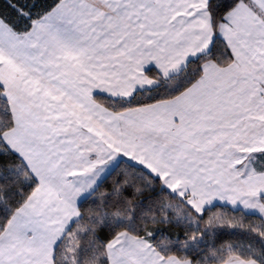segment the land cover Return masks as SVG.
Here are the masks:
<instances>
[{"label": "snow or ice", "instance_id": "obj_1", "mask_svg": "<svg viewBox=\"0 0 264 264\" xmlns=\"http://www.w3.org/2000/svg\"><path fill=\"white\" fill-rule=\"evenodd\" d=\"M0 264H264V0H0Z\"/></svg>", "mask_w": 264, "mask_h": 264}]
</instances>
